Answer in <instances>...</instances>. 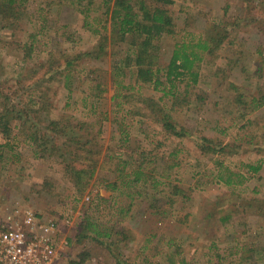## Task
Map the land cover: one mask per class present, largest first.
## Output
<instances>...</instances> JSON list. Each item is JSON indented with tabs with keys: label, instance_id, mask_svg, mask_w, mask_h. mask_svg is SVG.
<instances>
[{
	"label": "rangeland",
	"instance_id": "obj_1",
	"mask_svg": "<svg viewBox=\"0 0 264 264\" xmlns=\"http://www.w3.org/2000/svg\"><path fill=\"white\" fill-rule=\"evenodd\" d=\"M86 2L81 3L84 6ZM75 3L72 0H24L15 13L19 17L10 16L11 24L4 26L0 14V119L5 116L9 127L6 126L7 132L3 133V121L0 122V142L10 141V148L0 150V218L16 209H33L40 221L53 229L59 264H122V259L124 264H167L168 259L172 261L169 264H178L180 256L170 257L165 252L169 251L164 244L169 238L172 251L179 245L185 261L204 264L208 256L203 255L200 246L201 241L205 242L199 233L201 225L211 232L218 227L240 254V244L248 249L255 243L264 247V216L261 215V206H264V105L249 112L248 122L241 118L230 128L216 130L213 128L214 111L231 107L226 102L223 105L222 101L219 105L210 103L212 93L232 99L241 89L244 96L264 91V0H172V3L161 4L166 6L175 24L174 33L158 41L161 59L168 56L178 39L191 42L201 37L214 39L211 42L213 52L202 53L199 82L188 86L182 106L146 84L139 87L138 95L136 89H131L129 93L134 91V96L127 100L122 96L113 98L117 93V82L122 78L116 76L114 59L124 58L130 49L129 36L120 40L108 31L104 49L99 57L93 56L98 34L90 30L88 23L83 25V19L91 21V17L96 16L98 21L94 22V27L102 25L101 19L108 25L109 20H105L103 14L106 10L104 0H91L86 19L82 5ZM49 54L54 57L51 62L47 59ZM67 60L70 65H66ZM64 65L67 68L62 70ZM125 71L123 79L137 86L133 68L126 66ZM68 72L73 80L69 98L66 97L68 86L63 85L62 80ZM94 85L96 88L91 89ZM198 89L207 93L202 110L193 104L192 94ZM92 94L96 95L93 97ZM142 96L150 97L162 109H167L189 130L187 135L181 139H165L153 132L150 136L157 125L148 115L150 109L141 100ZM95 103V110L90 111ZM226 115L223 116L226 119L234 116ZM53 121L59 128L65 129L61 127L63 124L69 127L66 132L55 129L50 124ZM119 122L125 126L124 133L116 130ZM227 124L222 120V126ZM99 125L96 139L103 153L107 148L118 157L133 155V165L139 153H146L147 148L156 146V149L159 147L157 150L153 153L149 150V156L144 157V168L150 165L149 160L157 163L156 169L161 170L163 161L152 162L154 153L166 147L167 151L171 147L180 149L176 154L180 165L175 167L176 173L170 180L179 181L183 189L190 190L186 192L189 200L175 204L184 211H192L187 228L171 225L169 218L146 209L143 203L148 195L141 190L134 201L139 213L136 220L122 221L124 229L129 231L125 233L128 237L119 234L122 239L110 244L114 240L113 232L110 237L96 238L93 233L82 230V214L96 192L103 196L111 192L103 187L99 177L108 174L105 169L113 160L110 162L111 159L100 154L86 156L79 146L76 153L87 159H73V144L66 139L74 136L76 140L80 135L79 141L83 143L89 138L88 132L92 135ZM194 132L216 139L222 145H234V150L226 154L203 155L193 143ZM33 133H36V140L28 136ZM162 138L166 143L159 141ZM90 145L87 143L84 149ZM53 146L63 149L58 152L57 148L52 149ZM93 159H97L93 176L83 175L78 186L67 164L72 168L91 166ZM221 161L232 171L243 173L242 182L232 186L217 182L212 172H216ZM245 162H253L260 168L251 172ZM199 194L210 198L212 203L219 200L222 210L214 218L202 221V216H196ZM254 197L261 200H252ZM225 213L231 214L227 221L217 223L214 220ZM94 222L99 229L109 226L103 215ZM150 234L154 237L145 242ZM231 251L235 252V248Z\"/></svg>",
	"mask_w": 264,
	"mask_h": 264
},
{
	"label": "trees",
	"instance_id": "obj_2",
	"mask_svg": "<svg viewBox=\"0 0 264 264\" xmlns=\"http://www.w3.org/2000/svg\"><path fill=\"white\" fill-rule=\"evenodd\" d=\"M23 1L24 0H0V14H2L3 26L11 24V19H9L10 16H13V18L19 17L15 13H17V9L23 5ZM76 1L79 5H82V8H84V18L87 17L88 15H86V13L89 11V3L91 0H87L84 6L81 3L83 0H72L74 4H76ZM169 3H172V0H104L106 10L103 14L106 17L105 20H109L108 25H106V22L101 19L100 21L102 22V25L100 27H94V22L97 23L96 21H98V17L96 16L91 17L93 21H85L83 19V25L88 23L90 25V30H93L95 34H98L97 44L92 51V55L95 57H99V53L104 49L106 40H108V31L110 33H115L120 40H125L127 39L126 36H129L128 42L131 45L130 49L125 53L124 58L114 59L116 63L114 66L116 76L120 75L122 78L117 82L116 86L118 89L116 90L117 93L112 96L113 98L122 96V98L127 100L129 96L133 97L135 92L137 95L140 94L141 91H139V87L146 84L154 90H160L162 96H169L173 100L172 102H176L178 105L182 106L181 104L186 100L185 96L188 92V86L196 85L199 82V64L202 61L203 54L213 52L214 46L211 45V42H213L214 39L211 37H207L206 39L201 37L195 42H191L185 38L178 39L172 44L168 56L165 59H161L158 51V41L163 36L173 34L175 30V24L168 9L166 6H161V4L166 5ZM28 48H30V46H28ZM47 59L51 62V59H54V57L49 54ZM65 63L66 65L71 64L69 60ZM66 65L63 66L62 70H64ZM126 66L129 67V69L133 68L135 74L134 83L137 84V86L123 79V76L125 77L126 74ZM70 77V72L64 74V77H62L63 85L68 86V93L66 94L67 98H69V94L72 93L71 81L73 80H70ZM95 88V85L94 87H91V89ZM131 89H136V91H133L130 94L129 91ZM121 90H123V93H120ZM241 91L242 89L238 90L237 94L232 99H229L223 94H217L215 96L212 93V99L210 101L212 105H219L220 101H222L223 105H225L226 102V104L231 107V109L228 110L217 108V110L214 111L216 112V115L213 118V128L216 127V130L230 128L234 125L235 121L238 119L241 120V118L248 122L250 120L249 112L260 109L264 105V91L258 90L256 95L252 94L247 96H244ZM95 95L92 94L93 97ZM192 95L194 98V106L198 107V110H202L201 105L207 98V93L198 89ZM142 97L141 100L145 102L146 106L150 109L148 115L157 125L156 129L153 128L151 130L152 132L150 133V136L153 135V132L155 134L159 133L165 139H181L187 135L189 130L182 124H179L172 115L168 113L167 109L163 108V110L158 103L154 102V100L148 96L145 98L144 96ZM244 97L246 98L244 99ZM82 99L84 100L85 98ZM126 100L125 102H127ZM95 108L96 103L92 104L90 111H94ZM110 111H114V109H110ZM127 112H129V110H127ZM226 114H234V116L226 119L223 117ZM6 120L5 116H2L0 119V122L3 121V123H1L4 127L2 129L3 133L7 132L6 129L8 123H6ZM222 120H226L228 123L225 127L224 125L222 126ZM50 124H52L55 129L63 130L64 132H66L65 129L69 127L68 124H63L61 127H64L65 129L59 128L60 126L54 121L50 122ZM100 126L101 125H99V127L97 126V129H94L92 135L86 130L89 133V138H85L83 143L79 141L80 135H77L79 137L76 138V140L74 136L70 139H66V141L72 142L73 144V159H87V157H80L81 155L79 156L76 153V149L78 150L79 146V148L87 154L86 156L89 155V157H91L100 154L103 158L107 156L111 159L110 162L113 160L105 169V172L108 174L99 177L103 187L111 192L108 196H103L100 195L99 192H96L94 198L90 200L87 209L82 214V230L93 233V236L96 238L99 236L110 237L113 232L114 240L111 241L110 244L122 239V237H118L119 234H121L123 238L128 237L126 234L129 231L128 229H124L125 226L122 221L126 219L128 221V219L131 218H135L136 220L139 213L135 209L134 201L136 200L135 196L141 194V190H143L144 195H148L143 203L146 206V209L156 215L169 218L171 225H178L181 228H187L192 219L191 217L193 216V213L192 211L188 212L181 208H177L175 207V204L179 201L185 202V200H189L190 196L186 192H190V190L183 189L179 185V181L176 182L170 180L172 175L176 173V171L174 172L175 167L180 165V160L176 157V154H178L180 149L177 147H171L172 150L170 149L167 151L166 147L160 149L158 153H154V161L152 162H157L158 160L163 161V167H161V170L156 169L157 163L153 164L149 160L148 162H150V165H147L144 168V157H147L146 154L149 156V150L152 153L154 150H157L159 147L156 149V146L147 148L148 152L146 153H144V151L139 153V158L134 159L133 165V155L118 157L107 148L103 153L102 146L96 139V136L99 135L100 132ZM124 129L125 126L121 125V122H119L116 130H120L124 133ZM28 136L35 140L37 138L36 133ZM193 137L195 138V141H193L194 145L203 155H208L209 153L214 152H222L223 154H226L231 153L234 150V145H222L216 139L208 138L204 135H198L195 132ZM160 140H162L163 143H166L163 138L159 139V141ZM116 141L119 142L118 139H116ZM9 142L10 141L8 140L0 142V150L4 148L8 149ZM87 143H90L91 145L84 149ZM156 144L157 146H160L158 142H156ZM175 145L177 144L175 143ZM93 147L95 149H92ZM53 148H57L55 150L58 152H61L63 149L60 146H53L52 149ZM60 156L64 158V160H68L64 153H60ZM96 164L97 159H93L91 166L72 168V165L67 164V169L73 171L72 179L74 180V183L79 186L81 185L83 175L87 177L93 176L97 168ZM131 164L133 166H131ZM244 165L247 170L251 172H256L260 168L259 165L254 164L253 162H245ZM212 174H214L213 178L217 182L226 186H232L233 184L236 185L244 179L243 173L232 171L230 167L223 164V161L218 163L216 172H212ZM159 185H163L162 188H159ZM78 189L81 190L82 188L78 187ZM198 200L199 203L200 201L203 202L200 205L198 203L195 214L197 217L202 216V221H207L206 219L212 217L214 218V215L222 210L218 199L212 203L210 198L203 196L200 197L199 194ZM252 200L259 201L261 199L254 197ZM249 203L252 204L251 201ZM261 207V215L263 217L264 206ZM89 210L90 212L87 214ZM200 212L202 213L201 215L198 214ZM102 215L105 216V222L109 223V226H104L99 229V227L96 228V223L94 221H98V218L102 217ZM230 217L231 214L225 213L217 215L214 220H217V223H220L227 221ZM200 228L199 233L203 235V239L205 240V242L201 241L202 243L200 246L203 248V255L208 256L204 264H254L258 261L262 262L261 264L264 263V247L261 246V243L260 245L259 243H255L250 249L245 245L240 244V254L237 251L236 246H234L235 244L231 245V241L224 237V234L219 231L218 227L212 232L208 231L203 225H201ZM151 237H154V234L148 235L145 242H149ZM170 240L171 238L164 243L166 248H169V251H165L166 254L170 257L175 255L180 256V259L177 261L178 264H185L186 262L190 264L189 261H185V257L182 255L183 252L179 245L172 251L171 244H169ZM233 248H235V252L231 251ZM221 250L223 251L221 252ZM226 250L230 251L226 252ZM171 262L170 259L167 260V264ZM121 263L124 264L123 259L121 260ZM155 264L160 263L155 262Z\"/></svg>",
	"mask_w": 264,
	"mask_h": 264
},
{
	"label": "built area",
	"instance_id": "obj_3",
	"mask_svg": "<svg viewBox=\"0 0 264 264\" xmlns=\"http://www.w3.org/2000/svg\"><path fill=\"white\" fill-rule=\"evenodd\" d=\"M52 227L31 208L0 218V264H59Z\"/></svg>",
	"mask_w": 264,
	"mask_h": 264
}]
</instances>
